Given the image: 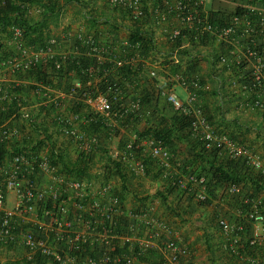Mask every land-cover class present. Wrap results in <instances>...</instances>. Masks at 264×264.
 Here are the masks:
<instances>
[{
  "label": "built area",
  "instance_id": "1",
  "mask_svg": "<svg viewBox=\"0 0 264 264\" xmlns=\"http://www.w3.org/2000/svg\"><path fill=\"white\" fill-rule=\"evenodd\" d=\"M106 1L114 10L110 17L90 12V3L85 6V16L93 15L100 29L67 31L63 38L53 34L40 48L28 44L24 29L13 25L10 31L15 50L0 60V76L6 70L25 72L47 62H53V69L59 72L82 57L90 60L82 68L84 81L76 79L63 90L36 83L34 90L41 105L51 103L62 112L57 117L59 130L76 140L82 153L90 156L101 145L96 134L83 129V125L96 127L90 124L96 123L95 116L104 120L101 127L106 130L128 129L139 124L143 116V102L134 88L140 81L145 46L141 40L121 38V30L149 36L156 26L177 50L218 42L224 49L209 54L216 73L225 72L231 80L230 88L250 97L253 109L264 111V0ZM41 11L42 7L38 8ZM184 38L188 45L182 43ZM152 40L154 44L155 38ZM152 65L150 76L159 78L160 63L154 61ZM168 70L165 65L164 71ZM169 84L186 90V98L173 89L162 92L177 112L192 119L191 126L206 141L207 148L230 158H244L264 174L263 159L248 144L215 130L200 102L198 80L178 72L165 77L161 88ZM67 98L87 108L69 117L64 109ZM18 107L13 119L17 114L34 119L27 104L19 102ZM18 134L16 126L0 125V143ZM146 151L164 165L175 167L176 172L182 170L181 161L153 135L127 140L122 150L111 152V156L126 165L131 174L144 176L147 166L141 153ZM41 172L48 173L60 186L39 188L37 177ZM173 185L186 197L199 201L210 197L205 175L189 171ZM248 188L230 183L223 191L232 198L240 197L241 206L234 199L223 201L222 188L216 191L220 208L217 225L226 236L225 248L232 257L242 264H264V203L261 197L247 196ZM9 192L16 196L13 206H9ZM229 213L237 214L238 219L230 218ZM247 230L250 233L245 234ZM20 240L28 250L27 259L41 256L48 259V264H139L151 255L158 264H191L190 247L156 206L128 209L112 182L95 186L80 177L65 178L50 157L26 149L16 151L8 167L0 163V244Z\"/></svg>",
  "mask_w": 264,
  "mask_h": 264
},
{
  "label": "crops",
  "instance_id": "2",
  "mask_svg": "<svg viewBox=\"0 0 264 264\" xmlns=\"http://www.w3.org/2000/svg\"><path fill=\"white\" fill-rule=\"evenodd\" d=\"M49 2L55 3L56 8L62 7L61 16L57 17L53 14L47 18V26L51 34L61 38L67 31L93 32L101 28L95 20L92 21L84 14L85 6L89 3L90 7L95 9L94 12L99 15L113 10L106 0H39L37 4L30 5L29 18L33 21L41 20L43 16L38 12V8L41 7L39 4H49ZM153 28L154 34H149L148 48L142 54L140 81L134 88L135 95L147 98L143 106L142 119L135 126L113 132L84 129L88 134H96L101 140V145L88 156V159L81 157L82 150L78 142L65 136L58 129L57 117L62 115V112L45 108V105L39 103L40 97L34 91L35 79L25 72L4 71L0 76V110L5 108L4 103H10L13 100L14 95L8 89L14 83L17 85L19 95L26 100L28 111L34 119L29 121L27 118L18 116L15 119L11 117L3 123L16 126L19 134L6 143L4 149L6 152L3 154L1 164L8 167L13 154L18 150L26 149L50 157L59 173L65 178L80 177L92 181L95 186L110 181L115 185L116 191L121 194L124 206L128 209L149 205L157 207L158 212L170 221L179 236L190 247L189 261L191 264H242L234 260L237 259L236 257L233 259L228 254L225 248L226 236L218 229L211 207L200 205L194 199L182 200L179 191L171 190L174 175L177 173L175 167L166 166L154 158L157 161L153 163L154 169L150 174L136 176L129 172L125 181L115 172V167H110L111 152H120L125 141L142 138L150 126L164 127L166 125L168 128L171 124L170 118L176 110L167 101L162 91L173 89L182 98H186L187 92L178 84L161 87L165 77L178 72L185 73L200 82V102L210 117L221 128L247 142L249 148L260 155L264 161V111L253 109L250 97L241 94L240 90L231 89L229 76L225 72L216 73L213 58L209 57L210 53L219 52L224 49V46L216 41H210L201 47L188 46L177 50L176 46L167 40L162 29L156 26ZM7 35L9 34L2 35L5 50H15L14 44ZM119 35L121 38L131 37L130 32L126 30H121ZM154 38L155 45L152 40ZM186 39L182 40L184 45H188ZM154 61L160 63L157 66L160 72L159 78L150 76V70L152 66H155L152 65ZM165 65L169 66L168 72L164 71ZM54 83H56L54 87L56 90H63L70 80L56 79ZM72 102L71 98H67L64 107L69 117L74 111ZM173 145L178 148L180 161L192 158L185 140L176 139ZM80 161H83L85 166ZM37 184L41 189L60 186L45 172L38 174ZM7 195L9 206H13L16 196L11 192ZM262 195L264 196V191ZM27 253L28 250L21 240L14 244H0V264L25 261ZM139 264H158V262L153 255L152 258H142Z\"/></svg>",
  "mask_w": 264,
  "mask_h": 264
},
{
  "label": "trees",
  "instance_id": "3",
  "mask_svg": "<svg viewBox=\"0 0 264 264\" xmlns=\"http://www.w3.org/2000/svg\"><path fill=\"white\" fill-rule=\"evenodd\" d=\"M38 2L39 0H0V60L13 54L14 52V50H11V51L5 50L4 43H3V36H2L8 33L9 35L7 36L11 40L10 28L13 25L21 26L24 29L27 43L32 45L35 48H40L44 46L46 42L48 41V39L50 38V36L52 35L51 30L47 26V23H48L47 18L53 14H55L57 17H59V15L61 16L62 7L56 8V4L50 3V2L49 4H39V6L42 7V11L40 13L43 17L39 21L37 20L33 21L32 19L29 18L30 15H28L29 7L30 5L37 4ZM89 11L92 13H95L94 12L95 9H93L92 7H90ZM113 13H114V10L109 11V13H104L103 16L106 14L105 16L110 17ZM89 19H91L92 21L95 20L93 15ZM131 38H133L134 40H141L144 43V46H145L144 51L146 52L148 48L147 46L148 45V41H147L148 35L133 33L131 35ZM89 62H90L89 59L85 60L82 57L80 58V60L77 59L74 62H70L69 64H67V66H65L64 70L59 71V72L53 69V62H47L45 64H40L39 66H37L36 68L30 71H25V74H27L28 76H32L35 79L36 83L51 85L53 88L55 87L56 83H54V80L56 79L70 80V83L66 84V88L67 87L69 88V86L74 80L76 79L82 80V81L85 80L86 75L82 73V68L88 65ZM129 70L126 73V75H129L130 73ZM16 72H24V71H16ZM68 72H73V73L68 74ZM58 85H57V88L59 87ZM35 88H36V84H35L34 90ZM8 90L14 95V97L10 103H4L6 104L5 108L0 110V124H3L5 121L9 120L13 114L17 113L18 108H19L18 107L19 102H23L26 104V100H24L23 97L19 95V90L17 88V85H15L14 83L11 84ZM141 99H142L143 106H144L145 102H147V98L141 97ZM72 104H74L73 105L74 111L87 108L85 105L81 104L80 102L77 103L76 100H74ZM202 107H203L204 112L207 114L209 121L211 122V124L214 126L215 130L218 133H226L232 138H234L235 140L248 144L247 142L241 140L236 135H234V133L230 131H226L224 128H221L218 124H216V122L210 117L205 107L203 105ZM45 108H50L53 110L56 109L55 106L51 103L45 105ZM17 115L20 116L19 114ZM18 116H16V118ZM96 118H97V120L95 121L96 123H93V122L90 123L91 125L96 126V127H91L89 125H83V129L90 128L92 130L93 129L106 130L101 127L102 124H104V120L101 117H96V116L94 117V120ZM170 119H171V124L168 125V128L166 127V125L164 127L155 126V125L150 126L148 128V132L145 133L146 135L143 134L142 136L145 137V136L153 135V136L161 138L164 141L165 145L174 154L175 158L177 157L176 159L178 160H180L178 156V151H177L178 148L175 145H173V143L176 139L185 140L186 145H188V148L191 151L192 158H189L187 160L185 159V161H181L183 165L182 170H180V172H177L174 175L173 181L177 182L179 178L186 175L189 171L190 173L193 172L199 176L205 175L209 183L210 197L206 201H199L191 196L186 197L184 195L185 193L184 191H182L178 186L172 185L171 190L179 191V194L182 200L191 201L194 199L200 205L211 207L214 210L213 217H214L216 224H217V214H218V211L220 210V208L218 207L219 204L217 203L219 192H216V191L222 188L221 193H223L225 188L230 183L243 184L245 187L249 186L248 190L250 192H249V195L247 194V196L261 197L262 202L264 203V196L262 195L264 191V174L263 173L250 167L246 163V160L244 158H240V159L230 158L228 155L224 153L219 154V152L216 151L215 148H207L205 144L206 141L202 138L201 135H197L195 130L191 126L192 119L190 117L185 116L184 114H181L176 111V113ZM32 120H33L32 118L29 119V121H32ZM57 127L59 129L58 124H57ZM106 131L113 132L114 130H106ZM8 142L10 141H5V142L0 143V163L3 159V154L6 152L4 150L5 145ZM141 154L147 166L146 174L148 173L150 174L152 170L154 169L153 163L156 162L157 160H155L154 157H152L147 151ZM82 155L81 157L83 159H88L84 157V156H88L85 152L82 153ZM80 163L84 164L85 166V163L83 161H80ZM109 164L111 165L110 167H115V172L118 175H120V177L124 181L126 178H128L129 170L127 169L126 165H124L123 163L117 162L113 159H111V162ZM187 167L189 168L188 170H187ZM79 173H80V170H79ZM173 181H172V184H173ZM165 198L167 199L166 195H165ZM222 199L223 201L224 200L229 201V200L234 199L238 203V206H241L242 204L240 197L232 198L231 196L225 193L222 194ZM231 205H233V203H231ZM243 206H247V205L244 204ZM229 217L233 218L234 220L238 219V215L235 213H229ZM248 233L250 232L247 230L245 234H248ZM230 253L231 252L229 251L228 254L230 255L231 258L234 259V257H232ZM144 258H152V255L150 257H144ZM234 260L237 262L236 259ZM11 264H48V259L38 256L37 259H34V260L26 259L25 261H17L16 263H11Z\"/></svg>",
  "mask_w": 264,
  "mask_h": 264
},
{
  "label": "rangeland",
  "instance_id": "4",
  "mask_svg": "<svg viewBox=\"0 0 264 264\" xmlns=\"http://www.w3.org/2000/svg\"><path fill=\"white\" fill-rule=\"evenodd\" d=\"M210 209H212V208H210ZM212 212H214V210H213V209H212ZM212 212H211V213H212ZM213 214H214V213H213Z\"/></svg>",
  "mask_w": 264,
  "mask_h": 264
}]
</instances>
